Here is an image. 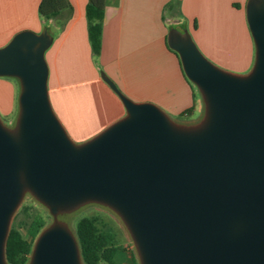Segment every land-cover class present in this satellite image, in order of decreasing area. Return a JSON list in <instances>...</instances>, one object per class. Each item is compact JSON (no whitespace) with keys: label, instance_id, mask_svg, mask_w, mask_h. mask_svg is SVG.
<instances>
[{"label":"water","instance_id":"1","mask_svg":"<svg viewBox=\"0 0 264 264\" xmlns=\"http://www.w3.org/2000/svg\"><path fill=\"white\" fill-rule=\"evenodd\" d=\"M255 44L247 74L213 64L188 32L167 42L200 90L204 118L181 125L150 102H134L105 73L127 114L77 144L48 90L47 30H23L0 47V77L19 79L14 129L0 119V264L10 222L26 192L57 216L87 202L114 209L141 264H264V0H248ZM29 264H83L79 244L55 221Z\"/></svg>","mask_w":264,"mask_h":264},{"label":"crops","instance_id":"2","mask_svg":"<svg viewBox=\"0 0 264 264\" xmlns=\"http://www.w3.org/2000/svg\"><path fill=\"white\" fill-rule=\"evenodd\" d=\"M40 1L0 0V47L23 30H47L52 36L53 42L45 54L49 97L55 114L77 144L90 140L127 114L102 73L134 102L153 103L178 124H197L203 100L187 80L180 58L167 42L171 30L187 32L186 22L198 36L203 34L201 31L209 30L204 35L219 36L223 35L220 29L237 28L238 48L233 49L232 55L216 51V60L226 63L225 59L232 58L233 64L250 66L255 58V44L246 18L248 0H69L73 10L64 15L67 21L63 27L41 17ZM88 3L104 10L102 49L98 56L93 54L89 41ZM171 3L174 6L168 8ZM195 40L204 48L201 40ZM228 69L236 74L251 71ZM14 109L13 104L1 110L8 115Z\"/></svg>","mask_w":264,"mask_h":264},{"label":"rangeland","instance_id":"3","mask_svg":"<svg viewBox=\"0 0 264 264\" xmlns=\"http://www.w3.org/2000/svg\"><path fill=\"white\" fill-rule=\"evenodd\" d=\"M199 24V23H198ZM186 31L191 34L193 40L199 47V49L203 52V54L215 65L218 67L228 70L231 69H243L249 68L252 69L255 58L252 60V64L250 66L243 64H233L232 58L225 59L226 63L221 60H216L214 54L216 51L222 50L227 53V55H232L234 52L233 49L238 48L237 43L239 40V31L235 26H230L229 30H219V32H223L219 36L212 35H204V33H208L209 30L201 31L202 35L198 36L192 29V26H189L186 22ZM218 32V31H217ZM225 33V34H224ZM12 39V38H11ZM195 39H199L203 42L204 48H201ZM254 42V41H253ZM213 54V56H212ZM217 61H221L220 63ZM231 71V70H230ZM195 92L199 98H202V94L198 87L193 84ZM21 91V84L18 78L11 76H3L0 77V119L2 122L10 129H14L17 124V118L19 115V95ZM14 104V109L10 114H4L2 112V107L11 108ZM205 102L203 100V109L199 116L197 123H199L205 116ZM84 216H94L99 220L100 226L102 229L110 231L115 236V245L121 249H124V254L127 258H129L130 263L125 262L124 264H141L140 256L137 250L136 243L130 233L129 228L124 222L123 218L111 207L104 205L98 202H87L85 204L80 205L79 207L58 214L54 216L48 206L39 201L32 193L26 192L14 212L11 222V227L18 228L24 237L30 239L28 234L30 225L35 217H41L44 225L41 228L40 233L46 229L48 226L53 224L55 221H59L66 226L74 233L76 236V224L78 220ZM39 233V235H40ZM38 235V236H39ZM38 238V237H37ZM34 240V244L37 240ZM33 244V247H34ZM123 256V251H122ZM31 258V255H30ZM132 258L134 261H132ZM30 261V259H29ZM83 262V260H82ZM29 264V262H28ZM84 264V262H83ZM100 264H109L106 261H102ZM123 264V263H122Z\"/></svg>","mask_w":264,"mask_h":264},{"label":"trees","instance_id":"4","mask_svg":"<svg viewBox=\"0 0 264 264\" xmlns=\"http://www.w3.org/2000/svg\"><path fill=\"white\" fill-rule=\"evenodd\" d=\"M173 6L174 3H171L167 7L172 8ZM72 10L73 6L69 0H41L38 7L41 17L55 21L59 27L65 25L67 18L64 15H70ZM86 17L92 51L95 56H98L102 49L104 10L93 3H88ZM175 53L177 54V52ZM177 56L179 57L178 54ZM188 81L193 86V83L190 80ZM192 108H189L186 112L191 111ZM43 225L42 218L35 217L28 232L30 239L24 237L18 228L11 227L6 243V259L9 264H28L34 240L38 237ZM76 238L84 264H100L102 261L109 264L130 263L131 259L129 260L126 257L124 249L115 245L113 233L102 229L99 220L94 216H84L78 220ZM132 261H134L133 258Z\"/></svg>","mask_w":264,"mask_h":264}]
</instances>
